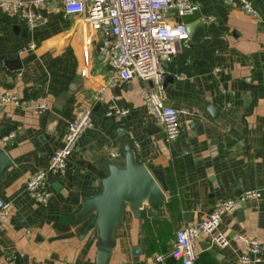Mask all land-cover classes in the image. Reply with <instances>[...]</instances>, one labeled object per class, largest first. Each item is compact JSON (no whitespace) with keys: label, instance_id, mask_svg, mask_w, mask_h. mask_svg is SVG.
<instances>
[{"label":"crops","instance_id":"0c3cea01","mask_svg":"<svg viewBox=\"0 0 264 264\" xmlns=\"http://www.w3.org/2000/svg\"><path fill=\"white\" fill-rule=\"evenodd\" d=\"M23 1L12 16L0 11V96L27 102L0 106V149L12 162L0 173V198L10 206L0 217V264H94V214L81 216L73 198L98 194L109 175L105 160L124 166L126 146L138 164L161 171L154 176L165 200L156 208L143 205L139 217L126 208L107 264H135L155 253L165 254L167 264H181L171 257L176 229L250 190L260 195L242 201L241 214L226 215L214 232L228 236V245L201 235L195 264H239L243 254L250 264H264V0H250L255 16L239 0H189L194 12L167 14L171 24L198 22L203 30L177 42L164 64V104L184 110L180 134L170 143L143 99L152 84L116 79L99 52V32L81 16L66 14L61 0ZM27 11L40 13L44 23L29 28ZM41 102L46 109L36 113ZM111 104L128 113L107 119ZM86 106L92 126L80 133L66 167L48 174L47 201L35 200L28 178L47 165L68 122ZM51 112L59 120L48 122L47 131ZM239 235L259 239L256 258Z\"/></svg>","mask_w":264,"mask_h":264},{"label":"built area","instance_id":"2783aa9c","mask_svg":"<svg viewBox=\"0 0 264 264\" xmlns=\"http://www.w3.org/2000/svg\"><path fill=\"white\" fill-rule=\"evenodd\" d=\"M30 1L42 5L54 0ZM61 2L66 14L81 16L84 23L101 34L98 49L110 65L116 79L129 81L137 78L152 84L143 93V99L161 127L164 141L170 143L175 140L181 131L180 114L184 110L164 104L162 78L166 73L164 64L169 62L175 53V44L189 40L190 35L184 23L171 24L166 20V16L170 11H174L178 17L184 16L194 12L197 9L196 5L189 0H61ZM239 2L246 13L256 15L250 0ZM23 3V0H0V8L12 16L19 11ZM24 16L29 28L37 27L45 21L40 13L32 11H27ZM33 46L29 45L31 48ZM26 103L25 98L15 94L0 96V106L5 104L25 106ZM45 109L46 103L41 102L35 108V112L40 113ZM91 111L90 106L79 110L76 117L67 124L62 145L50 154L44 168L37 170L28 178L26 189L35 200L47 201L50 195L47 189V176L57 174L66 167L67 159L76 146L80 133L92 126ZM127 113V109L111 104L105 110L104 116L116 120ZM116 155L115 152L110 153L111 157ZM259 195V190H250L238 197L224 198L201 220L176 229L171 257L181 264H195L198 254L195 242L201 235H212V242L220 247L228 245V236L214 232L223 218L236 211L242 201ZM9 209V204L0 198V217ZM238 238L255 258L260 254L261 243L258 238L244 235H239ZM14 258L7 259L12 262ZM250 263L249 255L240 256L239 264ZM135 264H167V256L155 253Z\"/></svg>","mask_w":264,"mask_h":264},{"label":"water","instance_id":"95a60500","mask_svg":"<svg viewBox=\"0 0 264 264\" xmlns=\"http://www.w3.org/2000/svg\"><path fill=\"white\" fill-rule=\"evenodd\" d=\"M185 26L193 38L196 39L203 35V30L198 26V22H192ZM22 31L25 35L27 28ZM5 64L10 65L11 62L7 60ZM166 77L162 78L163 85ZM53 119V123H55L59 117L51 112L46 123ZM49 126L50 123L46 126L47 131ZM11 164L6 152L0 149V173ZM104 165L108 169L109 175L101 180V191L91 197L73 198L74 202L82 205L79 213L81 216L94 214L91 223V227H94L97 232V252L94 264H107L115 243V229L123 218L127 207L135 217H139L143 205L156 208L161 201L165 200V195L154 176L161 171H155L153 174L148 168L138 164L129 146L125 147L124 166H118L109 159L105 160ZM237 213L241 214V210H237Z\"/></svg>","mask_w":264,"mask_h":264}]
</instances>
